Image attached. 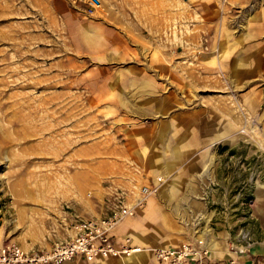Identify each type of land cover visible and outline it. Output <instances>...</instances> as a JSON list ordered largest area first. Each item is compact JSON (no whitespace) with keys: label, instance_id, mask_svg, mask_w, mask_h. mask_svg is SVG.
<instances>
[{"label":"rangeland","instance_id":"1","mask_svg":"<svg viewBox=\"0 0 264 264\" xmlns=\"http://www.w3.org/2000/svg\"><path fill=\"white\" fill-rule=\"evenodd\" d=\"M90 1L0 0V243L69 239L92 163H121L115 196L159 184L138 214L155 246L208 229L264 253V0ZM89 19L125 35L114 60L87 49Z\"/></svg>","mask_w":264,"mask_h":264},{"label":"crops","instance_id":"2","mask_svg":"<svg viewBox=\"0 0 264 264\" xmlns=\"http://www.w3.org/2000/svg\"><path fill=\"white\" fill-rule=\"evenodd\" d=\"M53 8L56 12L62 15H71V16H79L80 14H84L85 11H88L90 6L86 5L88 8H82L78 5V0H53ZM81 9L84 10L83 13L77 12V10ZM92 9V7H91ZM93 12H95L93 10ZM90 20V19H89ZM101 25L98 20L91 19L90 21L82 24V27L79 28V33L82 36L87 37V41L84 39L87 49L91 52V55L94 58H98L99 56L114 60L116 58V53L121 52L125 45L126 39L125 35L119 31V29L115 26L106 25V29L104 33L106 35V40L102 38V30ZM91 28V29H89ZM84 38V37H83ZM104 42V44H103ZM104 45V52L102 50ZM139 88L140 89H149L147 88L148 84L139 81ZM151 85V84H150ZM90 174L91 176L86 182V185H80L79 189L84 191L87 187L93 188L95 191V198L90 200L87 199H79V200H71V205L75 209V211H79L83 213V211H88V214H85L86 217L97 218L103 217L110 214L115 206V194L119 189H126L129 190L131 186L130 180L119 178L114 179L110 182L105 181L106 176L109 174L116 173L117 175L127 174V171L123 167V164L119 163L118 165H113L110 167L104 166L99 168L95 163H92L90 167ZM128 193V192H127ZM129 195V193H128ZM137 199V195L133 198H129L127 196V202L132 204ZM152 206L156 205V202L151 201ZM149 204V205H150ZM88 206L89 209H86ZM138 210L136 216L139 214ZM134 216V217H127L121 223H119L113 229V235L116 237L117 240H122L127 236H131L133 238V243L135 245L141 247H149L155 246L158 244V241L150 232V228L146 226L144 216ZM90 219V218H89ZM74 235V234H73ZM4 242V241H3ZM17 242V241H15ZM55 242V240L44 241L40 237L34 238L32 240H26L21 244L27 250L31 249H47ZM20 244V243H19ZM175 246V245H171ZM158 247H167V246H158ZM246 251L242 252V250L230 251L226 246L217 249L216 253H212L214 256L224 257L216 259L212 257V261L206 262L205 264H264V253L261 251H256L253 248L245 249ZM62 264H162L156 258L154 253L148 249H145L141 252H137L130 257L126 258H100L94 261H87L82 257H75L71 260H68Z\"/></svg>","mask_w":264,"mask_h":264},{"label":"built area","instance_id":"3","mask_svg":"<svg viewBox=\"0 0 264 264\" xmlns=\"http://www.w3.org/2000/svg\"><path fill=\"white\" fill-rule=\"evenodd\" d=\"M90 4L95 3L91 0ZM158 185L142 186L132 204L127 202L124 191L118 192L110 214L76 221L73 225L74 235L64 241L54 242L50 248L27 250L12 240L1 242L0 264H62L75 257H82L87 261L109 257L126 258L145 249L152 251L162 264H205L212 261L211 250L202 238L176 246L141 247L133 243L131 236L117 240L113 235V229L119 223L127 217L136 216L146 200L158 192Z\"/></svg>","mask_w":264,"mask_h":264},{"label":"bare ground","instance_id":"4","mask_svg":"<svg viewBox=\"0 0 264 264\" xmlns=\"http://www.w3.org/2000/svg\"><path fill=\"white\" fill-rule=\"evenodd\" d=\"M50 104H53L52 102H50ZM2 104H0V111H1V108H2ZM5 113V112H4ZM4 113L2 114V116H0V136H3L4 133H6L8 131V128L4 125L3 121H4ZM7 115H5V118H6ZM8 133V132H7ZM69 142V141H68ZM206 227V226H205ZM207 231L208 229H205V231H202L201 234H199L200 236H203V240L207 246V248H209L208 245L211 246V248H209L213 253H216L217 252V248H216V243H213L214 240H209V238L206 236L207 234ZM261 246L264 250V241L261 243Z\"/></svg>","mask_w":264,"mask_h":264},{"label":"water","instance_id":"5","mask_svg":"<svg viewBox=\"0 0 264 264\" xmlns=\"http://www.w3.org/2000/svg\"><path fill=\"white\" fill-rule=\"evenodd\" d=\"M94 1L98 2V0H94Z\"/></svg>","mask_w":264,"mask_h":264}]
</instances>
